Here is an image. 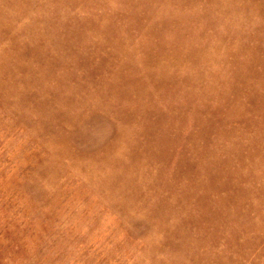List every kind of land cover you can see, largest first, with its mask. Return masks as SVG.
<instances>
[{"label":"rangeland","instance_id":"374dc122","mask_svg":"<svg viewBox=\"0 0 264 264\" xmlns=\"http://www.w3.org/2000/svg\"><path fill=\"white\" fill-rule=\"evenodd\" d=\"M0 264H264V0H0Z\"/></svg>","mask_w":264,"mask_h":264}]
</instances>
